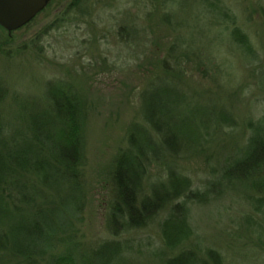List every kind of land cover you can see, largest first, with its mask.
<instances>
[{
  "label": "rangeland",
  "instance_id": "1",
  "mask_svg": "<svg viewBox=\"0 0 264 264\" xmlns=\"http://www.w3.org/2000/svg\"><path fill=\"white\" fill-rule=\"evenodd\" d=\"M73 1L55 0L19 31L8 32L0 25V40L11 39L6 48L10 55L0 53V85L11 91L1 116L14 129L28 121L24 117L25 107L36 111L40 105L48 104L50 83L65 82L78 88L88 108V203L77 222V237L81 248L88 250L115 239L106 229L112 201L109 167L119 149L126 147L127 131L135 123L136 115L147 109L150 100L157 103L160 89L172 90L169 108L176 124L179 119L188 122L203 137L211 138L221 131L220 123L209 120L230 104L238 120L253 112L258 118L256 100L250 104L248 101L257 92L255 80L244 74L248 59L229 34L233 20L258 47L264 38L256 37L255 30L264 0H85L86 15L69 10ZM163 2L168 3V13H159ZM223 8L231 20L222 29L218 24L225 21ZM158 19L161 29L155 26ZM161 30L173 39L174 47L205 63L213 77L208 84L203 75L206 72L200 68L197 73L192 72L189 63L185 68L189 69L187 77L193 78V83L185 79L175 81L168 75L146 81L153 76L147 70L156 71L151 65H158L157 59L161 63L169 54L170 42ZM234 89L239 95L230 102ZM241 133L231 143L224 138L212 145L207 154L194 156L184 164L195 183L194 189L203 192L207 181L212 180L211 167L222 166L232 155L240 154L244 143ZM195 146L188 151H195ZM241 196L234 192L219 200L211 198L209 203L190 205L193 243H199L204 250H218L226 264H264V250L250 242L245 222L250 210ZM162 220L163 217L138 235L119 239L128 241L131 251L125 264H161Z\"/></svg>",
  "mask_w": 264,
  "mask_h": 264
},
{
  "label": "trees",
  "instance_id": "2",
  "mask_svg": "<svg viewBox=\"0 0 264 264\" xmlns=\"http://www.w3.org/2000/svg\"><path fill=\"white\" fill-rule=\"evenodd\" d=\"M74 1L69 10L86 15L85 0ZM168 3L163 2L159 13H168ZM223 12L225 21L218 24L222 29L231 20L225 9ZM259 16L255 36L264 38V9ZM158 22L155 26L161 29L160 19ZM230 27V39L248 59L244 74L255 80L257 92L248 101L256 100L258 118L253 112L238 120L230 104L209 120L220 123L221 131L211 138L203 137L190 128V123L179 119L176 124L173 120L171 88L157 90V103L150 100L147 109L136 115L127 131L126 147L119 149L109 167L112 201L106 229L115 239L92 249L83 250L77 237V222L88 203L85 99L75 86L50 83L48 104L34 107L36 111L25 107L28 121L13 129L1 116L11 91L0 85V264H125L131 251L128 241L119 239L142 233L162 217L161 264H226L218 250L194 245L189 206L234 192L242 194L250 210L245 219L250 242L264 250V39L256 47L233 20ZM160 33L165 34L162 30ZM166 36L169 54L161 63L157 59L158 65H151L156 71L147 70L153 76L146 81L168 75L175 81L193 83L185 68L189 63L192 72L197 73L199 68L206 72L203 75L208 84L213 77L205 63L174 47L173 39ZM10 41L0 40L4 56L10 55L6 53ZM237 93L232 90L230 102ZM239 131L244 142L240 154L232 155L222 166L211 167L212 180L207 181L203 192L194 189L184 164L194 156L207 154L224 138L231 143ZM203 140L206 144H201ZM193 145L196 150L188 151Z\"/></svg>",
  "mask_w": 264,
  "mask_h": 264
},
{
  "label": "water",
  "instance_id": "3",
  "mask_svg": "<svg viewBox=\"0 0 264 264\" xmlns=\"http://www.w3.org/2000/svg\"><path fill=\"white\" fill-rule=\"evenodd\" d=\"M50 0H0V25L8 32L19 31L48 8Z\"/></svg>",
  "mask_w": 264,
  "mask_h": 264
},
{
  "label": "flooded vegetation",
  "instance_id": "4",
  "mask_svg": "<svg viewBox=\"0 0 264 264\" xmlns=\"http://www.w3.org/2000/svg\"><path fill=\"white\" fill-rule=\"evenodd\" d=\"M54 1H55V0H50V2H49V4H48L47 7L49 8V6L51 5V3L54 2ZM48 8H46V10H47ZM46 10H45V11H46Z\"/></svg>",
  "mask_w": 264,
  "mask_h": 264
}]
</instances>
